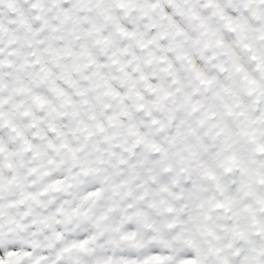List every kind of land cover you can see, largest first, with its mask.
<instances>
[{"label":"clouds","instance_id":"clouds-1","mask_svg":"<svg viewBox=\"0 0 264 264\" xmlns=\"http://www.w3.org/2000/svg\"><path fill=\"white\" fill-rule=\"evenodd\" d=\"M0 264H264V0H0Z\"/></svg>","mask_w":264,"mask_h":264}]
</instances>
